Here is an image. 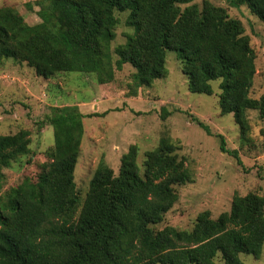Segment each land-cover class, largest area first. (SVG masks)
<instances>
[{
	"label": "trees",
	"instance_id": "16d2710c",
	"mask_svg": "<svg viewBox=\"0 0 264 264\" xmlns=\"http://www.w3.org/2000/svg\"><path fill=\"white\" fill-rule=\"evenodd\" d=\"M248 7L264 23V0H226ZM194 0H43L41 22L29 25L13 8L0 9V67L5 60L26 64L38 77L96 74L114 81L126 64L135 69L137 88L168 76L166 59L176 53L192 94L212 96L220 81L222 114L234 116L242 133L248 111L264 120V97L252 99L256 52L241 21L209 1ZM134 30L126 44H112L126 13ZM118 60L114 62L113 56ZM95 112L88 117L101 118ZM168 114H165L164 120ZM78 106L53 108L46 123L54 146L33 183L26 180L0 198V264H244L242 255L260 259L264 249V197L235 196L230 212L213 219L201 213L192 230H158L178 200L175 188L191 173L168 135L138 165L139 148L121 157L118 175L101 161L81 203L75 174L86 133ZM210 136L212 132L196 120ZM220 150L241 160L237 151ZM30 133L0 135V168L30 154Z\"/></svg>",
	"mask_w": 264,
	"mask_h": 264
},
{
	"label": "rangeland",
	"instance_id": "374dc122",
	"mask_svg": "<svg viewBox=\"0 0 264 264\" xmlns=\"http://www.w3.org/2000/svg\"><path fill=\"white\" fill-rule=\"evenodd\" d=\"M39 1L43 0H0V9L13 8L29 25H37L41 22ZM205 1L224 8L230 18L242 22L256 52L250 97H264V23L248 7L233 8L226 0H194L193 4L201 6ZM116 16L120 23L113 50L126 44L128 35H134V30L126 25L128 12ZM113 60L116 62L118 57L114 55ZM166 68V78L156 80L150 87L137 88L135 69L130 64L115 71L113 82L101 85L96 74L63 73L45 80L26 64L5 60L0 67V135L27 131L31 143L29 155L8 168H0V198L26 180L37 182L50 163L47 153L54 146V133L46 118L53 108L70 106H78L86 116L82 155L75 174L81 203L101 161H106L118 175L121 157L129 147L137 146L138 165L142 168L145 154L156 149L165 135L178 147L191 181L175 188L178 200L156 229L192 230L201 213L209 212L217 219L230 212L235 196L264 197V120L256 111H248L249 130L242 133L234 116L221 112L220 81L212 83V96L192 94L176 53H168ZM95 112L106 114L101 118L88 117ZM165 114L168 115L164 120ZM217 135L224 136L227 149L238 152L241 164L220 150ZM241 260L244 264H264V249L258 260L250 255H242ZM216 264L224 262L219 257Z\"/></svg>",
	"mask_w": 264,
	"mask_h": 264
}]
</instances>
